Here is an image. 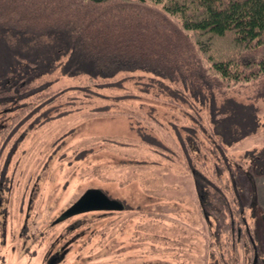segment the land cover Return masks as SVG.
I'll return each instance as SVG.
<instances>
[{
	"label": "rangeland",
	"instance_id": "374dc122",
	"mask_svg": "<svg viewBox=\"0 0 264 264\" xmlns=\"http://www.w3.org/2000/svg\"><path fill=\"white\" fill-rule=\"evenodd\" d=\"M1 38L0 76L12 61L11 47ZM50 76L52 89L67 88L28 109L0 138V172L11 177L0 190V235L11 237L2 247L7 255L18 237H33L37 264L44 254L40 251L49 249L64 256L53 264H227L219 250L227 236L218 232L211 212L203 213L193 177L182 155L172 151L191 133L190 118L201 114L215 121L220 112L226 161L250 179L239 186L240 224L253 233L264 261V96L252 85L224 93L211 89L202 100L169 86L177 93L169 100V84L157 87L152 76L137 74L132 79L149 95L164 92L154 108L145 105L141 118L117 110L138 111L142 101L153 100L146 92H138L141 101H135L119 97L122 92L115 86L89 83L80 89L87 75L63 72L60 66ZM9 120L0 116V127ZM89 188L102 190L121 208L58 220Z\"/></svg>",
	"mask_w": 264,
	"mask_h": 264
},
{
	"label": "trees",
	"instance_id": "16d2710c",
	"mask_svg": "<svg viewBox=\"0 0 264 264\" xmlns=\"http://www.w3.org/2000/svg\"><path fill=\"white\" fill-rule=\"evenodd\" d=\"M1 37L12 57L0 76V116L10 117L0 127L1 139L28 109L67 88L50 86V72L58 66L87 75L80 89L89 83L115 86L119 97L135 101H141L138 92H146L132 79L137 74L152 76L157 87L167 83L189 99L240 85H252L264 96V0H0ZM115 82L120 84L110 85ZM162 94L149 95L153 100L142 101L138 111H117L143 118L145 105L154 108ZM199 115L190 118L191 133L172 151L182 155L203 213L211 212L218 232L227 236L220 260L264 264L253 233L240 224L239 186L248 176L227 162L226 137L217 124L221 113L215 121Z\"/></svg>",
	"mask_w": 264,
	"mask_h": 264
},
{
	"label": "flooded vegetation",
	"instance_id": "af4514ba",
	"mask_svg": "<svg viewBox=\"0 0 264 264\" xmlns=\"http://www.w3.org/2000/svg\"><path fill=\"white\" fill-rule=\"evenodd\" d=\"M6 173H7L6 170L5 171L3 170L0 172V190H4L6 188L4 184L9 182V179L11 178L10 176H7ZM89 190L100 191L95 188H89L81 196H83ZM32 196L34 197V193L32 194ZM81 196L78 197L77 200L81 198ZM77 200L74 201L71 205L77 202ZM0 204H2V195L0 196ZM92 210H96V209H92ZM92 210L89 209V210H84L82 212L92 211ZM82 212H79V213H82ZM18 238H19V242H16L14 246L15 250H10V254L7 255L6 252L3 251L2 247L6 243V241L8 242L9 239L11 240V237H3L2 235H0V264H37L36 258L38 257L39 251L38 249H35V248L32 249V244H36L37 240L35 241L33 237H18ZM41 253H44V254L42 258L39 259L40 264H53L54 258H59V257L64 258L63 255H58L56 251L54 250L52 251L50 249L40 251V254ZM7 258L8 259L15 258L16 260L15 261L10 260L9 262Z\"/></svg>",
	"mask_w": 264,
	"mask_h": 264
},
{
	"label": "water",
	"instance_id": "95a60500",
	"mask_svg": "<svg viewBox=\"0 0 264 264\" xmlns=\"http://www.w3.org/2000/svg\"><path fill=\"white\" fill-rule=\"evenodd\" d=\"M121 204L110 197H108L103 191H87L81 198L77 200L73 205L67 208L59 217L58 220L65 219L73 214L82 212L84 210L92 209H117L121 208Z\"/></svg>",
	"mask_w": 264,
	"mask_h": 264
}]
</instances>
